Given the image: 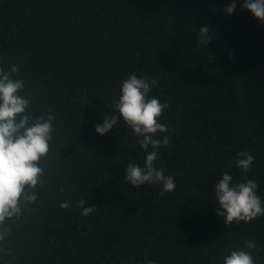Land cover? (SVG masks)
Returning a JSON list of instances; mask_svg holds the SVG:
<instances>
[{"label": "trees", "instance_id": "16d2710c", "mask_svg": "<svg viewBox=\"0 0 264 264\" xmlns=\"http://www.w3.org/2000/svg\"><path fill=\"white\" fill-rule=\"evenodd\" d=\"M230 2L0 0V71L23 80L33 121L55 116L27 190L37 199L4 221L0 264H223L249 240L264 264V216L227 224L213 193L224 171L242 178L233 158L247 149L264 196V24L242 0L227 15ZM202 25L214 34L205 48ZM133 73L168 105L170 144L156 163L176 188L163 195L125 180L144 153L123 121L95 132ZM81 201L94 211L82 215Z\"/></svg>", "mask_w": 264, "mask_h": 264}, {"label": "clouds", "instance_id": "9594fccd", "mask_svg": "<svg viewBox=\"0 0 264 264\" xmlns=\"http://www.w3.org/2000/svg\"><path fill=\"white\" fill-rule=\"evenodd\" d=\"M236 7V0H231L224 7V12L232 15ZM241 7L264 24V0H242ZM213 39L209 26L202 25L197 37L198 46L205 48ZM155 86V80L138 77L134 73L123 79L115 101V114L105 116L102 123L96 124L95 132L103 136L118 121H123L144 153L142 164H127L125 180L135 187L158 186L163 195L175 190L176 179L156 163L161 158L160 150L170 144V129L161 122L168 105L151 94ZM23 88V80L12 79L8 73L0 71V240L4 239V221L18 217L25 201L37 199L34 192L27 195V190L35 188L40 182L43 170L39 161L49 152L55 131L54 115L33 121L27 113L30 99L20 95ZM233 159L242 178L236 180L230 172L224 171L215 183L213 193L218 214L225 223H248L264 216V196L259 192L260 185L246 175L253 168L255 156L244 149L238 151ZM83 204L84 201H81L82 215L87 216L94 211L93 207H83ZM60 206L68 208L69 204L65 201ZM255 247V241L249 240L245 248L230 250L223 257V264H255L251 251Z\"/></svg>", "mask_w": 264, "mask_h": 264}]
</instances>
